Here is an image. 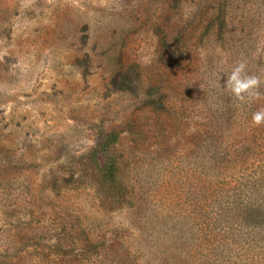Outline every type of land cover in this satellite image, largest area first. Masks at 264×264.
Here are the masks:
<instances>
[{
	"label": "rangeland",
	"instance_id": "rangeland-1",
	"mask_svg": "<svg viewBox=\"0 0 264 264\" xmlns=\"http://www.w3.org/2000/svg\"><path fill=\"white\" fill-rule=\"evenodd\" d=\"M231 1L246 40L215 42L208 15L196 14L200 0H0V264H166L165 218L166 233L187 223L183 256L195 255L193 214L179 199L181 189L186 198L194 191L185 157L209 101L235 112L225 145L264 104V0ZM156 27L182 33L183 56L169 57L181 59L178 67L163 63ZM129 65L138 87L116 90L112 74ZM236 82L249 86L237 94ZM150 87L163 110L146 103ZM110 131L120 132L117 149L148 197L143 205L99 201L92 163Z\"/></svg>",
	"mask_w": 264,
	"mask_h": 264
},
{
	"label": "trees",
	"instance_id": "trees-1",
	"mask_svg": "<svg viewBox=\"0 0 264 264\" xmlns=\"http://www.w3.org/2000/svg\"><path fill=\"white\" fill-rule=\"evenodd\" d=\"M235 12L231 0H200L196 8L199 16L208 15V27L215 42H224L228 36L243 34V40L250 37L248 27L242 21L234 22ZM199 23V20L196 21ZM210 30V29H209ZM158 39L159 55L164 56L163 63L178 67L181 59H169L170 56L182 57L186 50L182 33L171 38L170 29L155 28ZM245 54L251 55L248 51ZM249 60V59H243ZM121 68V63L116 60ZM129 65L126 72L115 71L110 84L116 90L133 92L138 87V72ZM130 75L127 80L125 76ZM123 76L122 86L116 78ZM124 88V89H123ZM146 103L153 111L163 110L162 95L157 88H148L144 92ZM155 96V99L151 97ZM209 109L202 117L206 122L197 131L190 154L185 157L194 177V191L186 198L187 192L181 189L180 209L192 211V228L196 233L195 255L183 256V247L188 242L187 223L183 220L166 226V218L159 223L158 232L166 235L159 248L166 264H264V170L250 172L255 163L264 164V104L261 109L251 105L246 117L249 123L237 136L236 141L225 145L223 140L229 129L225 123L235 113L225 107L221 99L211 98ZM260 114V121L254 117ZM132 128V127H131ZM120 132L110 131L97 143L92 165L93 183L102 206L112 209L133 207L147 203L148 197L135 187L130 178L129 162L117 149ZM261 148L263 150L259 151ZM222 153V154H221ZM193 195V197H192ZM174 200L176 195L168 197ZM194 198V200H192ZM188 199L190 201H188ZM192 200V201H191ZM150 203V202H149ZM143 205V204H142ZM187 208V209H188ZM191 228V227H190ZM191 228V229H192ZM189 229V228H188ZM176 231L179 235L176 234ZM168 235V236H167ZM178 247V248H177ZM157 252H159L156 247ZM118 264V263H115Z\"/></svg>",
	"mask_w": 264,
	"mask_h": 264
},
{
	"label": "clouds",
	"instance_id": "clouds-1",
	"mask_svg": "<svg viewBox=\"0 0 264 264\" xmlns=\"http://www.w3.org/2000/svg\"><path fill=\"white\" fill-rule=\"evenodd\" d=\"M233 80H234V81L236 80V77H235V76L233 77ZM248 86H249V85H248L247 83L236 82L235 85H234L233 90H234L235 92H237V94H239L240 92L244 91ZM254 119H255L256 121L259 122L260 119H261V115H260V114H257V115L254 117Z\"/></svg>",
	"mask_w": 264,
	"mask_h": 264
}]
</instances>
